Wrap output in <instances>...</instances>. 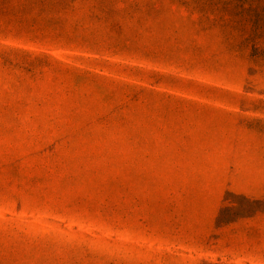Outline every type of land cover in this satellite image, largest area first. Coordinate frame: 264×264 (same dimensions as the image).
Here are the masks:
<instances>
[{
    "label": "rangeland",
    "instance_id": "374dc122",
    "mask_svg": "<svg viewBox=\"0 0 264 264\" xmlns=\"http://www.w3.org/2000/svg\"><path fill=\"white\" fill-rule=\"evenodd\" d=\"M0 264H264V0H0Z\"/></svg>",
    "mask_w": 264,
    "mask_h": 264
}]
</instances>
